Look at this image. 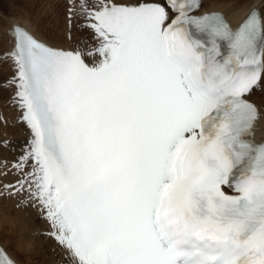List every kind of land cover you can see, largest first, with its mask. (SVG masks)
<instances>
[{"label":"snow or ice","instance_id":"snow-or-ice-1","mask_svg":"<svg viewBox=\"0 0 264 264\" xmlns=\"http://www.w3.org/2000/svg\"><path fill=\"white\" fill-rule=\"evenodd\" d=\"M59 2L58 37L12 25L0 44V95L28 132L0 140V196L71 264H264V142L246 139L264 0H230L247 7L235 27L211 0ZM0 264L26 261L0 245Z\"/></svg>","mask_w":264,"mask_h":264},{"label":"bare ground","instance_id":"bare-ground-1","mask_svg":"<svg viewBox=\"0 0 264 264\" xmlns=\"http://www.w3.org/2000/svg\"><path fill=\"white\" fill-rule=\"evenodd\" d=\"M229 2L230 0H211L208 7L209 9L220 8L227 11ZM256 3H259V0H256ZM49 7L50 12L46 11L45 15H51L52 18L55 13L59 15V12L57 11V4L55 1L51 2ZM246 11L247 7L245 6L237 11L230 13L228 12V14L235 25H237L243 18ZM41 19H43V17ZM15 22L23 23L29 29L41 35L42 37L49 38L44 35L38 28H36L35 25L30 21V19L27 18L21 21L16 18L12 19L9 22H5V24L7 23V25H2L3 31H0V38L3 39V44H5L6 47L9 46V36L7 34V30ZM54 22L50 28L53 32L59 35L62 31L64 21L62 25L60 24L62 28H59V25H56L57 21L56 23ZM45 23L43 24L45 25ZM5 74L7 75V72H5ZM256 92H254L252 97H254L259 102L264 112V91L261 97L257 96ZM8 97L9 96L7 93H3L2 95H0V110L2 109L7 119L11 120V122L9 121L7 123H4L0 120V139L2 140L6 139L7 137H11V145L19 148L20 145L26 142L28 133L26 132L25 127L22 124L12 122V120L14 119V109L7 105L6 101ZM257 135L264 137V117L259 120V129ZM2 153L6 155V151H3ZM7 156L9 160L14 159L12 153H10V155L7 154ZM0 202H4L3 207L7 209L3 213H0V241L11 249L12 247L10 243L11 241H15L17 248H13L12 251L16 253V251L18 250L27 255V258L25 259L26 264H71L70 259L64 255V252L59 248V246L56 245L54 240L50 239L46 235L38 234L42 229L47 228V225L45 224V221L43 219L39 218L37 212L34 209H32L31 207H17L16 198L14 197H0ZM1 211L2 210H0V212ZM4 213H6V215Z\"/></svg>","mask_w":264,"mask_h":264},{"label":"rangeland","instance_id":"rangeland-1","mask_svg":"<svg viewBox=\"0 0 264 264\" xmlns=\"http://www.w3.org/2000/svg\"><path fill=\"white\" fill-rule=\"evenodd\" d=\"M48 1V2H46ZM55 1L57 4V11L59 12V15L55 13L52 16H48V14L45 15L46 11L50 12V4L51 2ZM0 0V17H7V20L5 22H9L12 19H19V20H24V19H30V21L35 25L36 28H38L44 35L47 37H58L59 35L56 34L51 30V26L53 25L54 19L55 22L59 23V25L62 23V18L63 16V5L59 2V0ZM46 2V3H45ZM46 4V6H45ZM48 4V5H47ZM60 4V5H59ZM48 9V10H47ZM39 12V14H38ZM65 12V9H64ZM40 15V16H39ZM43 17V19H41ZM59 17V18H58ZM47 18V19H46ZM3 20V19H2ZM64 20V18H63ZM46 21V23H45ZM45 23V25L43 23ZM1 23V22H0ZM51 24V25H49ZM7 25V23L5 24ZM3 27V26H2ZM1 28V27H0ZM1 30V29H0ZM1 35V32H0ZM257 96L261 97L263 95V92H256ZM9 96V95H8ZM1 133V132H0ZM1 137V135H0ZM4 202H0V210H2L0 213H3L7 209L3 207ZM6 215V213H4ZM3 238V236H2ZM11 247L17 248V245L15 241H11ZM18 255L22 259H26L27 255H25L23 252L16 251Z\"/></svg>","mask_w":264,"mask_h":264}]
</instances>
